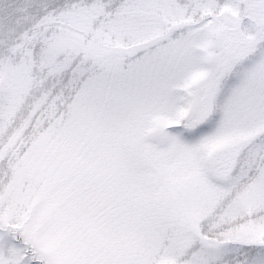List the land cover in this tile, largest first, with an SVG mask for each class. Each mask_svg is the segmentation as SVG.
<instances>
[{"label": "snow or ice", "instance_id": "1", "mask_svg": "<svg viewBox=\"0 0 264 264\" xmlns=\"http://www.w3.org/2000/svg\"><path fill=\"white\" fill-rule=\"evenodd\" d=\"M0 264H264V0H0Z\"/></svg>", "mask_w": 264, "mask_h": 264}]
</instances>
